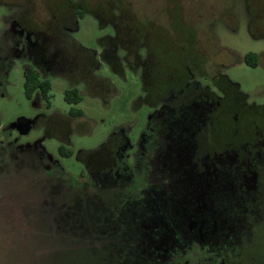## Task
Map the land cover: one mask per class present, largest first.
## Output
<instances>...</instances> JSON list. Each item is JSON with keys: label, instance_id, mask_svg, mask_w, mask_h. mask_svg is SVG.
Here are the masks:
<instances>
[{"label": "rangeland", "instance_id": "obj_1", "mask_svg": "<svg viewBox=\"0 0 264 264\" xmlns=\"http://www.w3.org/2000/svg\"><path fill=\"white\" fill-rule=\"evenodd\" d=\"M248 52L256 54L255 66L243 61ZM160 61L164 69L169 63L160 78L177 79L179 87L158 83ZM27 63L49 79V107L24 94ZM219 73L246 94L242 108L222 110L238 96ZM214 74L211 82L205 78ZM70 86L80 90L79 103L65 101ZM182 88L190 98L184 102L176 94ZM217 104L213 149L253 137L264 152V0H0V264L171 263L155 257L151 246L158 241L146 242L143 234L155 215L144 188L162 191L171 206L173 194L190 188L194 168L185 165V144L197 136L205 142L196 134L202 109ZM72 108L82 116L69 115ZM150 117L160 133L151 169L139 167ZM63 144L67 158L59 155ZM163 162L173 165L166 180ZM200 162L213 169L207 159ZM243 168L249 187L241 222L231 206L219 209L238 234L225 244L238 241L242 249L224 260L264 264V158ZM203 179L197 189L210 190V176ZM217 244L192 247L183 264L216 260Z\"/></svg>", "mask_w": 264, "mask_h": 264}, {"label": "flooded vegetation", "instance_id": "obj_2", "mask_svg": "<svg viewBox=\"0 0 264 264\" xmlns=\"http://www.w3.org/2000/svg\"><path fill=\"white\" fill-rule=\"evenodd\" d=\"M215 76L216 75L214 74L211 77L205 76V78H208L211 82ZM189 81L185 84L186 87L194 82ZM183 92L184 90L182 88L178 90V93L176 94H178L179 98L182 97L184 102L186 95L184 96L182 94ZM228 97L231 99V96L228 95ZM185 99L188 100L190 98ZM241 99L242 98L236 97L231 103H229V105L228 103H223V106L225 107L222 110L227 107L242 108ZM219 105L220 104H217L213 109H207L204 105L202 109V114L205 115V117H203L204 122H202V126L198 127L199 130L196 134H202L204 138L203 141L205 142L202 143L197 136L198 141L195 140L194 142V140H192L193 143L185 144L188 150L185 151V153L189 156L185 165L194 168L191 170V175L194 179L189 182L191 189L188 188L185 192H181L183 195L178 192L173 194L171 200L175 205L171 206V201L165 193L162 191H155V189L152 190V187L150 188V185L147 184L148 187L144 188L145 194H149L150 198L155 202V207H153V213L155 215L152 216L153 218L150 219L151 221L146 225L147 229L144 230L143 234L148 235V237L145 238L146 242L149 239L158 241L151 246V249L155 252L154 255L156 254V258L171 261V263L168 264L186 263V257L189 256L191 248L193 247V251L199 250L197 248L200 247V243H205V246H210L212 243L218 242L219 245L217 244V246H220L216 249L215 253L211 254L216 257V260H211L210 263L205 262L202 264H226L224 259L227 256L232 255L233 253H238L242 249L239 246L238 241H232L229 244H225L224 240L229 239L230 236L237 237L238 234H235L234 232L232 233V228L230 227L231 223L227 221L224 222L225 220L219 216L222 213L219 209L225 207V205L226 208L231 206L234 217L237 218V221L241 222V213L244 214L245 211L244 205L246 201L244 199L247 196L245 188L248 185V182L247 177L245 178V174L242 172L239 173V171L245 170L243 166L244 164H247L249 160H256L257 157H259L260 160L264 158V152L261 150L262 147L260 146L263 145V143L261 141L255 142L256 139L253 140V137H251V140L246 137H239L242 140L239 143H237V140L239 139L237 138V140L233 141L228 139L229 141L224 144L217 145L220 149V153H218V149H213L215 146L208 141L210 139V134L213 136V126L216 124L213 120V111L217 106L219 107ZM151 109L153 110V108ZM148 125L149 132L151 133L145 147L147 157L142 159V163H140L139 167L144 164L145 167L150 166L151 169L154 164V162H152L151 154L153 151L156 152L155 150H157V146H154V144L160 146V133L155 130L151 117L148 120ZM193 125L196 124L193 123ZM62 146H64V144ZM65 149L66 152L69 150L67 147H65ZM59 155L61 157H69L61 155L60 152ZM134 156L136 160V155H133V157ZM203 159H207L213 169L207 164L201 163L200 161ZM154 160H156V158ZM101 161L103 162V160H100V163L103 165ZM181 163L183 164V162ZM96 164H99V161L98 163L96 162ZM170 166L173 165L171 163L163 162L162 167L163 170H165V180L168 177L169 173L167 170L170 169ZM177 167L179 166H176V168ZM84 171L87 173L85 168ZM110 171L112 172L114 169L111 168ZM132 171L133 168H131L130 173ZM208 176H210L211 181L210 190H198L197 188L199 186H197V182H204L203 178L208 181ZM134 177L135 182L138 183V176L135 174ZM253 180H256V178ZM254 185H256V181L254 182ZM99 187L102 188V185L99 184ZM232 203L236 204V209ZM174 206L178 207V211L173 213L171 209ZM159 210H162L163 213L159 214ZM209 217H213L215 222ZM215 224L218 228L217 230L214 228ZM156 228L160 229V233L154 236L153 230ZM235 237L234 240L237 239ZM199 240H201V242ZM149 251V245L144 244L143 252L149 254ZM143 252H141V250L136 251L133 254L134 258L135 255L139 258ZM184 256L186 257L184 258ZM182 258H184L183 262ZM216 261H218V263ZM238 264H243V261Z\"/></svg>", "mask_w": 264, "mask_h": 264}, {"label": "trees", "instance_id": "obj_3", "mask_svg": "<svg viewBox=\"0 0 264 264\" xmlns=\"http://www.w3.org/2000/svg\"><path fill=\"white\" fill-rule=\"evenodd\" d=\"M74 12L81 14L83 11H81V9L76 7V8H74ZM175 22H176V20H175ZM181 26H182V29L180 31H182L183 33L184 32L189 33L188 30L183 25H181ZM174 32H177V30H174ZM168 42H169V44H172L170 42V40ZM80 48H81V51L83 53L90 54L92 52L91 50L89 51V49H87L83 46ZM166 56L168 57L167 59L169 62L172 60L173 53L169 50V51H167ZM160 57L162 58V55H160ZM243 61L245 63L251 65V66H255L257 63L256 54L253 52L246 53L243 56ZM168 62H165V66H166L165 69H164L163 61L156 62L158 65L157 68H158L159 72L157 71V74H155V76L157 78H159V79H157L159 82L158 81L157 82L159 84L163 85V89L165 88L167 90H170L171 88L179 87V81L177 79H172V77L170 79L166 78V77L164 79L160 78L161 73L168 71L167 70V66L169 64ZM178 67H179V65L175 66V68H178ZM180 67L182 68V70L185 69V64H181ZM22 70H23V75H24L23 91H24V94L26 95V97L29 99H35V97L38 96L40 98V100L44 103V106L49 107L50 99H51V94H50L51 84H50L49 79L46 77L45 78L42 77L39 69L36 68V66H34L33 64H30V63L24 64L22 66ZM183 71L185 72V70H183ZM220 75L222 76V78L224 77L223 79L225 81H227V85L229 86L230 91H232L234 94H236V96H238L239 98L246 97V94L243 93L239 89L238 83L231 81L225 74L221 73ZM154 86H156L155 81H154ZM238 92H240L239 95L237 94ZM64 99L69 104H76L82 100V94L77 87L70 86V87L66 88L64 91ZM69 115H71L72 117H80V116H82V111L80 109L72 108L69 111ZM58 151L60 152L61 155L70 156L69 150L66 152L65 147L62 145L59 146Z\"/></svg>", "mask_w": 264, "mask_h": 264}]
</instances>
